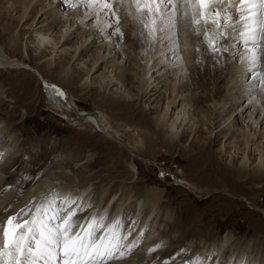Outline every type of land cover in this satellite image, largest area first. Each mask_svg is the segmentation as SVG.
Returning a JSON list of instances; mask_svg holds the SVG:
<instances>
[{
	"label": "rangeland",
	"instance_id": "rangeland-1",
	"mask_svg": "<svg viewBox=\"0 0 264 264\" xmlns=\"http://www.w3.org/2000/svg\"><path fill=\"white\" fill-rule=\"evenodd\" d=\"M18 2L9 0L7 4L0 0V49L1 54L5 53L2 57L7 60L20 59L25 63L19 64L18 67L0 68V108L3 109L0 112V121L6 124L5 130L8 133L7 139L2 138L0 146V154H3L0 161L4 163L0 164L1 179H13V189L18 188L22 180L17 175L12 176L16 170H28L25 179L28 181L31 176L37 177L43 173L44 168L50 167L53 161L60 157L68 161L65 163L70 169L78 172H84L85 165L89 162L92 163L88 165L90 172L105 168L104 166L111 165L112 161L117 162L118 172L123 170L122 166L130 164L129 167L139 174L142 181L138 185H153L166 192L168 201L164 203V207L172 215L170 232L167 235L164 232L165 241L168 240L169 244L165 249V252L168 250L166 256L170 257L182 247H187L188 253L175 259L181 263L187 255L197 249H194V246L199 240L211 244L227 237L231 238V241L235 240L234 244L239 245L241 250H244L246 244L253 251L259 246L263 252L260 258L264 263V153L259 175L253 177L259 158L257 148L259 146L262 149V145L264 146V107L260 108L263 122L258 119L257 128L250 126L247 118L244 120L245 113L237 116V110L233 112L232 107L228 108L229 113L228 110L221 114L212 110L213 101L220 105L227 101L222 92L220 95L213 94L215 87L222 89L225 86L223 77L226 68L214 69L213 55L208 50L207 43L204 40L194 42L190 38L191 50L194 49L196 55L193 61L196 66H190V70L187 69V74L185 73L190 76L186 79V89L191 92L190 97L193 99L186 102L189 109L187 120L190 122L180 126V130L184 132L181 138L178 132L172 140L164 141L162 130L155 129L152 122L153 117L165 104L162 94L155 93L154 97L158 98L154 101L152 97L137 98V83L132 81V78L122 79L117 70H113L111 74L115 75L116 80L107 84L108 65L102 63L96 70H90V57L95 46L105 42L102 39L94 42L86 53L78 54L79 58L75 59L77 52L73 54V44L79 39L78 35L84 25L75 30L70 43L61 45L62 40L58 42L60 22L51 29L50 35L54 44L58 42L56 48L45 47L44 44L37 46V39L31 30L36 20L41 21L43 17L48 16L43 13L39 17L41 13L38 10L43 0L34 4L28 16L21 20L22 10L20 11ZM78 8L71 7L70 12ZM51 19L52 17L46 21ZM89 19L86 25L94 22V16ZM130 28L134 31L139 28L145 30L142 23L137 22ZM12 34L16 43L18 42L16 47L8 44ZM117 55L118 53L116 57ZM114 59L121 60L120 57ZM133 61L130 55L123 60L126 72L133 71ZM200 69L205 71V77L201 75ZM33 71L41 75L54 93L59 89L68 97L64 98L56 93L65 104L66 110H63V106L56 108L55 103L48 102L45 87ZM87 75L88 82H84ZM228 105L229 103L226 107ZM74 109L77 112H80V109L97 112L109 131L99 130L98 125L96 127L92 121L75 120ZM4 110L10 112L9 116L2 114ZM63 112H67V118L72 120L65 121L68 120L66 118L63 121ZM230 113V119L234 118L235 129L244 123L249 125L248 134L256 132L259 137L255 140V145L245 148L244 137L235 138L230 135L233 131L222 129L224 119ZM191 116L194 123L190 120ZM243 151L249 157L246 167L241 162ZM88 154H91L90 158H86ZM13 160L16 162L14 169L10 176H7L3 166ZM25 161L27 162L23 166ZM85 161L86 164H83ZM102 174H105V171ZM96 179L97 182L99 178ZM130 214L131 211L123 216L126 222L132 221ZM140 244L141 242L133 251L137 250ZM234 249L230 250L237 252L236 247ZM157 256L156 264H163L164 258L161 254ZM229 256L230 254H227L226 259ZM242 260H246L245 256ZM217 261L218 259L215 262ZM247 262L254 264L252 259L246 260Z\"/></svg>",
	"mask_w": 264,
	"mask_h": 264
},
{
	"label": "bare ground",
	"instance_id": "bare-ground-1",
	"mask_svg": "<svg viewBox=\"0 0 264 264\" xmlns=\"http://www.w3.org/2000/svg\"><path fill=\"white\" fill-rule=\"evenodd\" d=\"M3 1L7 4L9 3V0ZM14 1H19L18 3L22 8H20V11L22 10L20 20L28 16V12L34 4L41 2V0ZM43 2L38 10V12L41 13L39 17L43 15V13L48 16L43 17L41 21H39V19L36 20L31 30L37 39V46L44 44L45 47L54 49L56 48V44L61 40V45H67V43L71 42V37L75 30H77L80 25H84V27L81 28V34H77L79 39L73 44V54L77 52V57L75 59L79 58L78 54L81 53V55H83V53H86L97 40L102 39L105 41H102L103 44H97L93 51V55L91 57L89 55V61L91 62L90 70H96L102 63L108 65L109 75L108 79H106L107 84L114 83L116 80L115 75L111 74L113 70H117V74H119L122 79L132 78V81L137 83V98L145 97L148 99L152 97L154 101L158 98L154 97L155 93L157 94L158 92L162 94V98L165 99V104L161 111L152 119L154 128L162 130V138L164 141L172 140L178 132L179 138L183 136L184 132L180 130V126L190 122L187 120L189 117V109L187 108L188 104L186 102L193 101L190 97L191 92L187 91L188 88L186 89V79L190 76L185 75V73L190 70L188 69L190 66H196L193 62L196 55H194V49L191 50L192 45L190 46L189 41L190 38L191 41L194 42L204 40L202 32L197 35L195 32L186 31L183 23L178 24L177 36L175 37L178 47L173 53L170 51L172 48L171 44L165 47L162 44L150 43L145 39L144 35H142L146 30H140L139 28L134 31L133 28H130L131 26L133 27L134 22L141 23L135 15L129 14L130 12H135L134 6L131 8L129 7L131 0H109L115 9L114 15L108 12L107 9L99 11L98 14L91 12L87 6L89 0H73V3L77 5L76 7H79L74 12H70L71 6L65 7L63 0H43ZM76 7L72 8L76 9ZM11 10L13 11L14 9ZM92 15L94 16V22H92L91 25H86V21ZM50 17H52V19L46 21V19ZM117 18L119 19L120 32L123 34L122 39H119L116 34H113L111 37L108 35V33H114ZM60 22V26L58 25L59 40L54 44L50 38L52 34L51 29L55 28ZM109 24L113 25V27H108ZM17 43L14 34L10 35L8 44L16 47ZM221 43L225 42L221 41ZM231 44H234L235 47H231ZM198 46L200 47L201 45ZM102 47L104 48L102 49ZM117 53L118 55L116 57ZM4 54H1L0 49V68L6 66H12L11 68H13L18 67L19 64H25L24 61L20 59H4V57H2ZM244 54V45L241 42L240 36L234 35V39L230 42V51L223 53L219 57L218 62L216 60L212 62L215 70H218L220 67L226 68L223 77L225 86H223L222 89H220V87H215L213 94L214 96L220 95L222 92V96L224 95L223 97L227 99L226 103L223 102L221 105L213 101L211 103L212 110L221 114L227 112L229 107H232V109H234L233 112L237 110V116H241L245 113L244 120L247 118V123L257 128L259 120L263 122L262 110L260 108L262 106L264 107V87H261L259 83L255 86L256 88L251 86L250 74L243 71L241 60L235 59L237 56L243 57ZM129 55L134 60L133 63L131 62V64H133L132 72H126L122 64L123 60H126V57H129ZM114 57H120L121 60L115 61ZM260 69L264 71V54L261 56ZM35 71H33L34 74H37ZM200 73L202 76L205 75V71H202V69H200ZM40 76H38L40 81H43ZM88 78L87 75L84 82H88ZM246 80L248 81L247 83H245ZM43 85L46 90L48 102L55 103V106H53L56 108L63 106V110H66L65 104L56 96L51 86L48 83L46 84L45 81H43ZM65 96L64 94L63 97L65 98ZM66 98L68 97L66 96ZM228 103L229 105L226 107ZM1 105L2 101L0 107ZM2 110L3 109L0 108V112ZM4 111L5 112L2 114L9 116L10 112ZM74 111L76 113L75 120L85 119L86 121H95V123H97L96 125L100 123L103 127L100 128V126H98L99 130L109 131V128L106 127L102 119L100 120L97 112L91 110L83 111L81 109L79 110L80 112H77L75 109ZM229 112L228 110L227 113ZM66 113L63 112L61 115L63 121L67 118ZM69 115L68 113V116ZM171 116H173L172 119ZM231 116L232 113L227 115L224 119L223 128H221H225V130L229 132L233 131L230 135H234L235 138L244 137L246 140V142H244V147L252 144L255 145V140L259 137L256 136V132L248 134L247 126L249 125L246 126L244 123H242L241 127L235 129L233 124L234 118L231 120ZM67 119L68 120L65 121L72 120V118ZM190 120L194 123L192 116ZM5 125L6 124H2V121H0V146H2V138L4 139L8 135L5 130ZM2 132H4L3 135L1 134ZM260 138H262V136ZM249 142L250 144H248ZM6 149L8 150L9 147ZM257 149L259 150V158L253 171V177L259 175L258 173L263 161L262 154L264 153V146L262 145V149L258 146ZM91 154L85 155L86 158H90ZM248 159L247 153L243 151V159L241 161L243 166H247ZM65 161L67 160L61 157L58 158V160L53 161V164L51 163L52 165L50 167L44 168L43 173L37 175V177L35 175L31 176L28 181L25 180L28 170H23V168L16 170L12 176L17 175L22 182L18 188L15 189H13L15 185L12 184L13 179L8 177L1 179L2 173L0 169V219L10 214L13 210L18 211L20 208H24L30 201L35 204L37 201L44 198L45 193H50L51 196L54 197L59 190L63 189L71 194H79L85 201L91 202L94 207L88 210L89 213L98 211L99 214L103 215L105 210H108L111 211L113 216L121 217L126 216L129 211L132 212L129 216L132 221L129 220L126 224H131L133 221H137V223L135 224V231L132 236L129 237L128 242L138 239L141 244L137 250L133 251L124 259L114 262V264H156L157 262L155 259L158 257L157 255L161 254V257L164 259L169 257L166 256L168 254L165 255L168 251L165 252L166 247L151 254L148 252V250L153 248L158 242L165 241L167 233L170 232L169 226L172 222V215L171 212L164 207V203L168 201H166V192L153 185H138V183L142 181L139 178V174H136L135 170L129 167L130 164L129 166H122L123 170L118 172L116 170L117 162L115 163V161H112L113 163H111V165H106L104 166L105 168L101 167L96 171L90 172L88 165L92 163L89 162L85 165L86 169L84 172H78L70 169ZM26 162L27 161L24 162L23 166ZM15 163L16 162L13 160L11 163L6 162L5 164H7V166H3L7 176H10V172L12 173ZM0 164H4L3 161H0ZM83 164H86V161ZM103 171H105V174H102ZM96 178H99L97 182L95 181L97 180ZM97 183L100 184L95 186L94 184L97 185ZM10 185L12 188H10ZM111 199L113 200L110 203ZM80 202L79 200L77 201V203ZM141 232H143V236L140 235ZM202 241L199 240L195 244L194 249H197L193 252L206 256L209 252L214 250V259L211 261L209 260L210 262H206V264H219V260L225 259L227 254H230L229 258H227V264H233V262H235V264H250V262L246 263L248 259H252L254 264H264L262 263V258H260L263 252L260 250L259 246H256L253 251L250 246L246 244L245 247H243L244 250H241L242 248L240 249L239 245L236 246V243L234 244L235 240L231 241V238L227 237L225 239H219L215 243L212 242L211 244ZM173 245L174 244H172V246ZM167 246H169V244H167ZM234 247L237 249V252L235 251L236 253L230 250H235ZM244 256L246 260H242ZM217 259L218 261L215 262ZM169 264L181 263L175 261Z\"/></svg>",
	"mask_w": 264,
	"mask_h": 264
},
{
	"label": "snow or ice",
	"instance_id": "snow-or-ice-1",
	"mask_svg": "<svg viewBox=\"0 0 264 264\" xmlns=\"http://www.w3.org/2000/svg\"><path fill=\"white\" fill-rule=\"evenodd\" d=\"M63 3L65 7L77 6L73 0ZM87 6L93 13L107 9L115 14L109 0H89ZM132 6L135 12L129 14L142 23L145 39L165 47L171 44L173 53L178 47L175 37L181 23L186 31L197 35L202 32L217 62L230 51L234 35H239L245 54L235 59L241 60L243 71L250 74L252 87L258 83L264 87V71L260 69L264 54V0H131L129 7ZM113 34L123 38L118 18L114 33H108L110 37ZM56 93L64 95L59 89ZM93 207L79 194L61 189L54 197L45 193L35 204L30 201L24 208L13 210L0 219V264H114L130 255L139 244L138 239L128 242L137 221L126 224L123 216L115 217L108 210L103 215L98 211L89 213ZM165 247L167 242L161 241L148 252ZM186 253L187 247H182L165 258L163 264ZM213 258L212 252L206 256L192 252L181 264H206ZM219 264H227V259H220Z\"/></svg>",
	"mask_w": 264,
	"mask_h": 264
},
{
	"label": "water",
	"instance_id": "water-1",
	"mask_svg": "<svg viewBox=\"0 0 264 264\" xmlns=\"http://www.w3.org/2000/svg\"><path fill=\"white\" fill-rule=\"evenodd\" d=\"M38 74V73H37ZM38 76H40V74H38ZM41 77V76H40ZM43 82V81H42ZM97 124V123H96ZM97 126V125H96ZM98 126H100V128H103L102 126H101V124L99 123L98 124Z\"/></svg>",
	"mask_w": 264,
	"mask_h": 264
}]
</instances>
